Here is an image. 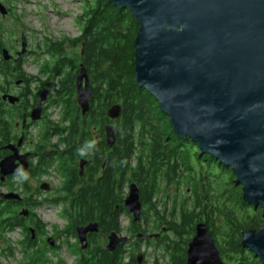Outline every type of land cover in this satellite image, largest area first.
<instances>
[{
    "label": "trees",
    "instance_id": "trees-1",
    "mask_svg": "<svg viewBox=\"0 0 264 264\" xmlns=\"http://www.w3.org/2000/svg\"><path fill=\"white\" fill-rule=\"evenodd\" d=\"M83 3L81 35L68 40L72 50L65 51L64 42L49 41L41 54L47 60L39 68V75L46 77L42 84L52 90L50 105L61 109L60 123L49 120L48 125L57 127L56 132L62 126L70 129L66 142H70L72 153L57 162V172L63 175L61 189L52 201H44L45 205L63 206L61 216L67 224L61 234L66 236V243L69 245V238L77 239V227L89 223L99 224L103 235L120 232L118 220L126 214L130 218L129 233L136 240V245H130L132 248L139 251L138 236L146 234L148 227L157 231L164 226L170 233L155 247L165 252L168 261L154 260L152 264H186L187 243L194 237L195 226L203 222L226 264H264L240 242L242 232L263 225L261 210L244 202L242 188L236 184L231 169L202 155L191 140L179 139L155 98L136 85L134 38L139 26L132 14L107 0ZM79 42L84 47L78 54L75 48ZM80 64L87 71L91 87L85 116L77 106L75 93ZM5 71V67H0V74ZM33 81L35 77L27 75V82ZM31 95L32 99L27 100L35 102L37 95ZM114 105H121L122 111L120 117L111 120L106 113ZM107 125H112L114 131L111 148L105 144ZM94 133L101 139L93 140ZM91 150L101 153L92 155ZM80 159L92 162V168L105 165L102 176L78 177ZM132 183L139 188L143 209L137 223L123 208L125 190ZM26 185L27 181L23 182L25 189ZM2 186L0 182V189ZM171 186L175 187V194L168 193ZM182 188L183 194L177 193ZM27 199L30 218L18 212L21 201L0 198V238L19 229L26 263L46 264L47 251L40 249L38 243L41 236L48 234L47 224L33 211L43 203L36 198ZM30 228L35 231L34 239ZM99 239L100 235H93L92 249L85 252L69 245L71 252L78 255L77 264H139L123 245H118L112 254L100 247Z\"/></svg>",
    "mask_w": 264,
    "mask_h": 264
},
{
    "label": "water",
    "instance_id": "water-1",
    "mask_svg": "<svg viewBox=\"0 0 264 264\" xmlns=\"http://www.w3.org/2000/svg\"><path fill=\"white\" fill-rule=\"evenodd\" d=\"M119 9H127L139 26L134 38V74L136 85L157 101L168 116L173 133L191 140L199 152L230 168L241 186L242 198L260 209L263 225L242 232L241 246L264 263V0H107ZM7 10L0 2V15ZM22 52L26 38L22 37ZM84 47V44L82 45ZM3 58L9 53L3 51ZM76 76V101L81 115L89 111L91 87L88 74L80 64ZM42 90L31 110V121L41 119L46 99ZM11 104L14 96L3 97ZM121 105L106 113L111 120L120 117ZM113 126L105 127L106 145L115 142ZM15 157L0 162V179L19 173ZM84 161L80 162V173ZM26 163L23 162V169ZM48 191L47 184H41ZM139 188L129 185L125 210L135 223L142 218ZM3 201L21 199L16 193H0ZM20 214L25 218L26 209ZM201 222L188 244L186 264H225L209 233ZM32 239L35 231L31 229ZM99 233V224L76 228L82 250L88 246L87 234ZM105 250L112 253L127 237L109 233ZM145 236L140 234L139 239ZM53 247L55 239L47 238ZM142 262V255L136 258Z\"/></svg>",
    "mask_w": 264,
    "mask_h": 264
},
{
    "label": "flooded vegetation",
    "instance_id": "flooded-vegetation-1",
    "mask_svg": "<svg viewBox=\"0 0 264 264\" xmlns=\"http://www.w3.org/2000/svg\"><path fill=\"white\" fill-rule=\"evenodd\" d=\"M2 4L3 6L6 5L4 3ZM5 8L8 14L2 17H7L11 14V9L8 6H5ZM6 30L7 29L4 27L3 21H0V67L6 68L4 74H0V162L6 158L15 157L14 163L18 171H20L19 173L6 176L3 182L0 179V182L1 184H3L2 187L7 188V193H15L13 192L15 188L11 190V181H20L21 186L23 182L27 181V189L22 186L16 194H18L21 199V205L19 209H26L28 212V210H30V207H28V204L26 202V200H28L27 198H33V196L40 195L42 193H45L46 195V192H57L55 193L56 195L60 191L61 186L58 189L54 188L53 185H51L52 183L49 182L47 178L51 177V175H55L57 177H60L61 182L63 181V175L57 172V162L62 159L61 157H70L72 153V148L69 145L70 142H66V139L70 137V129L68 128V126H62L59 127L58 131L56 132L57 127L48 125L49 120L46 115V106L48 102L50 103L51 89L42 84V78H39V76L41 75L35 77V81H33L32 84H29L27 82V75L21 69L25 58L28 55L33 54V52H31V49L29 48V41L24 34H20L19 38H14L13 40L11 35H9L10 32H7ZM23 36L26 38V52H22L23 48L21 43ZM4 50H7L9 53L8 59L3 58ZM38 55L39 53L36 52L32 55L35 57L36 61H38ZM22 72L26 76H24ZM33 84L38 85V87L36 88L37 99L35 102L33 100H27L32 99L31 94H33L34 91L33 89L31 90L30 86H32ZM42 90L47 91V96L45 102L41 107V119L37 121H31V110L36 106L39 100L38 94H40ZM6 96H14L19 100L15 104H11L8 100H3V97ZM41 123H44V125L41 127L42 130L38 133L37 140H34L31 138L30 131L32 128L37 127V124ZM61 132H63L64 134H62ZM46 133L47 135L45 136ZM92 138L93 140H100L101 136L94 133L92 135ZM93 153H95L96 155L98 153L100 154L101 151L91 150L92 155ZM82 161H84L85 163L83 166V170H81L82 173H80V162ZM23 162L26 163V170H22ZM92 165L93 163L89 160L80 159V161L78 162L77 170L78 177H101L105 165H101L99 168L97 166H95V168H92ZM31 178L41 179V183L37 184L38 186L35 187L33 192L30 186H28ZM41 184H47L49 186V190L43 191L41 189ZM30 217L31 215H28L27 218ZM166 230L167 228L163 226L161 229L153 231L155 233H153L152 231L149 232V230L148 232H146V234L142 233V235H144L145 237L143 239H140V244H145V246H148L149 248H156L155 244H157L159 240L164 238L165 234L170 233ZM112 232H115L119 236L128 238V241L123 245H132L133 237L131 233L127 232V235L125 236L120 234V232ZM112 232L110 231L109 233ZM109 233H107L106 235L100 234L99 229V233L87 234L88 246L86 250H82L80 248L81 251L85 252L88 248L92 249L93 245L91 241L93 239V235H100V247L105 249L104 246H106L108 242V236L110 235ZM75 242L79 248L80 244L78 242V239H76ZM55 247L56 242L52 248H49L52 249L50 251L53 252ZM141 255L142 264L145 262L143 260L144 255Z\"/></svg>",
    "mask_w": 264,
    "mask_h": 264
},
{
    "label": "rangeland",
    "instance_id": "rangeland-1",
    "mask_svg": "<svg viewBox=\"0 0 264 264\" xmlns=\"http://www.w3.org/2000/svg\"><path fill=\"white\" fill-rule=\"evenodd\" d=\"M83 1L85 0H0L1 3L6 4L5 6H8L11 9L10 16L2 17L0 15V21H3V25L7 29L6 31L10 32L9 35H11L13 40L14 38H19L20 34H24L29 41L28 44L31 52H33V54L35 52L39 53L38 61L32 56L33 54H30L25 58L21 70H23L26 75L33 77L39 76L38 68H40L43 62L47 60V57L41 56V54L43 51H46V44H48L49 41L64 42L63 47L65 51L70 52L72 50L70 47L71 44L68 40L78 39L81 35L80 27L83 22L80 17H82L84 13ZM81 50L82 42H79L75 48V52L79 54ZM39 78H42V82L46 80V77L44 76H39ZM37 87L38 85L36 84L30 86L31 90L33 89L34 91V94L37 93ZM46 115L48 120L54 124H58L61 121L60 107H53L49 102L46 106ZM43 125L44 123L37 124V127L31 129L30 134L32 139L37 140L38 133L42 130L41 127ZM47 180L51 182V185L56 189H58L61 186L60 183H62L60 177L55 175H51ZM40 183V178H31L28 186H30L33 192L35 187L38 186L37 184ZM11 184V190L15 188L13 192L18 193L22 187L20 181L12 180ZM168 190V193L175 194L176 190L174 186H171ZM183 191L184 189L182 188L177 193L183 194ZM0 192L4 193L8 192V190L6 187H2ZM55 193L57 192H46V195L45 193H42L33 196L34 199H39V201L43 203L42 205L37 206L33 211L44 224H47L46 231L48 233L45 236H41V241L38 244L41 247L40 249L47 251L48 262L46 264H77L76 260L78 259V255L71 252V249L77 246L75 239H68L69 245H73L71 248L66 243V236L61 234V231H63L67 224L66 220L61 216V209L63 206L44 204L45 200L52 201L57 197L58 195H55ZM127 193L128 188L125 190V195ZM20 211L21 210L19 209L18 212ZM129 219V216L126 214H122L119 217L120 234L126 236L127 232H129ZM142 225L144 224L142 223ZM54 229H56L57 232L53 231ZM148 230L149 232L152 231L151 227H148ZM22 236L21 231L16 229L12 232L6 233L3 239L0 238V264H28L26 263L27 259L23 254V247L19 244L23 240ZM50 237L56 239V247L53 252L50 251L52 249H49L52 247L47 245V238ZM132 245H136V240L133 239ZM123 246L126 251L129 253L132 252L135 256L143 254V260L148 264H152L154 260L168 261V257L162 249L149 248L148 246H145V244H139V251H137L136 248H132L129 245ZM10 248L12 254H9Z\"/></svg>",
    "mask_w": 264,
    "mask_h": 264
},
{
    "label": "bare ground",
    "instance_id": "bare-ground-1",
    "mask_svg": "<svg viewBox=\"0 0 264 264\" xmlns=\"http://www.w3.org/2000/svg\"><path fill=\"white\" fill-rule=\"evenodd\" d=\"M136 82V81H135Z\"/></svg>",
    "mask_w": 264,
    "mask_h": 264
}]
</instances>
